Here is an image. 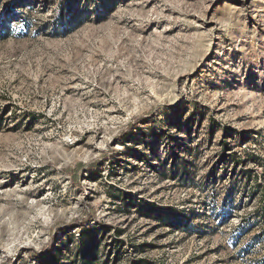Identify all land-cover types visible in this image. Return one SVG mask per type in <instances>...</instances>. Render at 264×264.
I'll use <instances>...</instances> for the list:
<instances>
[{"label": "rangeland", "instance_id": "obj_1", "mask_svg": "<svg viewBox=\"0 0 264 264\" xmlns=\"http://www.w3.org/2000/svg\"><path fill=\"white\" fill-rule=\"evenodd\" d=\"M1 26L0 264L264 260V0H0Z\"/></svg>", "mask_w": 264, "mask_h": 264}, {"label": "trees", "instance_id": "obj_2", "mask_svg": "<svg viewBox=\"0 0 264 264\" xmlns=\"http://www.w3.org/2000/svg\"><path fill=\"white\" fill-rule=\"evenodd\" d=\"M64 8L65 7H63L62 11L60 12L59 24L62 28L67 29L76 20L75 19L76 16H75V13H71V12L68 13L67 11H64ZM67 13H68V15H67ZM5 29H6V27L1 26V28H0L1 35L5 36L7 34L6 31L3 32V30H5ZM232 155H227V156H230V158H231V157H233ZM234 159H236V158H234ZM245 220L249 225H253V226H259L260 225L261 226V232H262L261 235H264V201H263V203H261L260 206H258V209L253 210ZM241 227L237 228V230L241 229ZM84 238H85V235L83 233L80 237V241H84ZM88 247H89V245L84 242L81 245V253H86L88 251ZM263 258H264V256H263ZM131 264H149V263L144 261L143 259H137V260H132ZM260 264H264V260Z\"/></svg>", "mask_w": 264, "mask_h": 264}]
</instances>
